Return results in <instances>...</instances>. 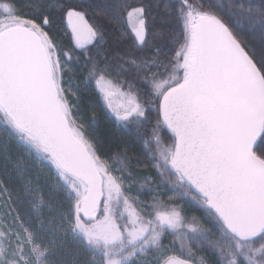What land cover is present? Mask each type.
Returning a JSON list of instances; mask_svg holds the SVG:
<instances>
[{
    "label": "snow or ice",
    "instance_id": "obj_1",
    "mask_svg": "<svg viewBox=\"0 0 264 264\" xmlns=\"http://www.w3.org/2000/svg\"><path fill=\"white\" fill-rule=\"evenodd\" d=\"M230 13L211 0H0V161L18 181L0 178V264H192L156 256L168 231L206 245L211 264H264V3ZM89 88L150 155V201L144 161L127 144L103 150Z\"/></svg>",
    "mask_w": 264,
    "mask_h": 264
},
{
    "label": "trees",
    "instance_id": "obj_2",
    "mask_svg": "<svg viewBox=\"0 0 264 264\" xmlns=\"http://www.w3.org/2000/svg\"><path fill=\"white\" fill-rule=\"evenodd\" d=\"M19 2L23 3V0H19ZM85 2H91V0H85ZM211 2L221 9L223 12L227 14H231V6L233 4V0H211ZM254 3L257 5L264 3V0H253ZM235 19V18H233ZM244 36L245 39L250 41L252 44L259 46L260 41L257 35H253L247 26L244 28ZM62 42L66 48H70L71 44L69 43V40L67 37L63 36V33L61 32ZM112 39V37H110ZM169 47L174 46V42H168ZM73 68L75 70H81L84 66V61L81 59L79 63H74ZM86 75V72L78 71L77 72V78L76 83L80 84L81 89H83V83L80 81V77ZM117 100V99H115ZM115 103H118L119 101H115ZM121 102V101H120ZM119 102V103H120ZM83 103L86 107L94 108L96 110V114L98 116V120L96 124L93 126V129L95 133L97 134L98 138L100 139L101 146L105 152H115L117 150V147L119 146L121 149L123 148L124 144H127L129 148V155L138 156L141 161H144V166H136L133 165V167L140 172L143 176H146L149 180V183L145 186L141 198L145 201H150L152 199V193L149 191V188L155 186V184L159 183V179L157 178L155 169L151 167V159L150 155L146 156L145 152L141 149V146L139 143L135 141V137L129 134L128 132L124 131L123 129H120L116 126L115 122L111 118L110 114H107L104 110L102 101L97 97V94L92 90V88H89L88 91L83 93ZM91 112H87V116H91ZM147 130V126H146ZM48 168L42 167V174L46 176L48 174ZM0 178L7 181L8 186L10 188H15L18 184L17 177L14 173L11 171L5 173L3 162L0 161ZM143 182V181H142ZM139 187V186H138ZM161 192H164L165 189L161 187ZM168 196H171V193H168L167 196H164L165 200H168ZM170 202H176L183 206L184 208V214L191 219V217L196 216L200 217L201 212L197 210L196 207H194L186 198H180L176 196L171 197ZM70 242V241H69ZM194 244L193 247H191V251H189L188 247L183 246V250L177 251L174 249L179 255L185 257L187 254L189 255L190 259L198 264V261L201 257L207 256L209 257V264L215 259V257H211L210 252L206 251L207 246H201L198 242H192ZM181 244V240H180ZM182 245V244H181ZM186 253V254H183ZM88 259H91L90 255L87 257ZM71 259V257H69Z\"/></svg>",
    "mask_w": 264,
    "mask_h": 264
},
{
    "label": "rangeland",
    "instance_id": "obj_3",
    "mask_svg": "<svg viewBox=\"0 0 264 264\" xmlns=\"http://www.w3.org/2000/svg\"><path fill=\"white\" fill-rule=\"evenodd\" d=\"M115 101H119L120 102L119 99H117ZM181 244H180V238L178 236L172 234L170 231H168V232L165 233V236L163 237V249L161 250L160 253H156V256H160L162 253L166 252V254H168V255L179 256L182 259L190 258V257H188L189 256L188 254L185 257H183V256L179 255L174 250V249H176L177 251L183 250L184 244L182 243V241H181ZM183 254H186V253H183ZM192 264H197V263L192 261Z\"/></svg>",
    "mask_w": 264,
    "mask_h": 264
}]
</instances>
